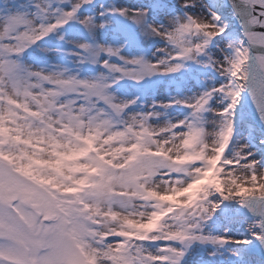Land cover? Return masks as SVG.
Listing matches in <instances>:
<instances>
[{"label": "snow or ice", "instance_id": "obj_1", "mask_svg": "<svg viewBox=\"0 0 264 264\" xmlns=\"http://www.w3.org/2000/svg\"><path fill=\"white\" fill-rule=\"evenodd\" d=\"M0 264H264V0H0Z\"/></svg>", "mask_w": 264, "mask_h": 264}, {"label": "rangeland", "instance_id": "obj_2", "mask_svg": "<svg viewBox=\"0 0 264 264\" xmlns=\"http://www.w3.org/2000/svg\"><path fill=\"white\" fill-rule=\"evenodd\" d=\"M109 2H111V0H109Z\"/></svg>", "mask_w": 264, "mask_h": 264}]
</instances>
